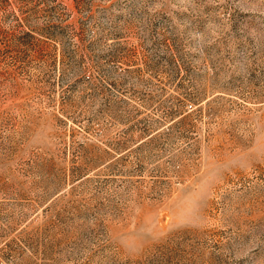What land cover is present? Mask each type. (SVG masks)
Wrapping results in <instances>:
<instances>
[{"label":"rangeland","instance_id":"374dc122","mask_svg":"<svg viewBox=\"0 0 264 264\" xmlns=\"http://www.w3.org/2000/svg\"><path fill=\"white\" fill-rule=\"evenodd\" d=\"M0 264H264V0H0Z\"/></svg>","mask_w":264,"mask_h":264}]
</instances>
